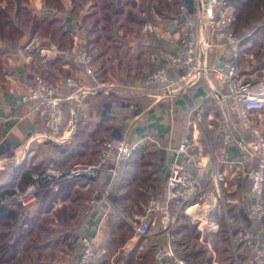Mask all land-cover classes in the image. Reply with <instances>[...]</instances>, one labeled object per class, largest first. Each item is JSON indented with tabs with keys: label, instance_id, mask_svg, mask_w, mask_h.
I'll return each instance as SVG.
<instances>
[{
	"label": "crops",
	"instance_id": "crops-1",
	"mask_svg": "<svg viewBox=\"0 0 264 264\" xmlns=\"http://www.w3.org/2000/svg\"><path fill=\"white\" fill-rule=\"evenodd\" d=\"M193 1V8L189 9L185 7V9L188 10L189 16L194 21L195 30L198 32V28L200 25H203L204 22L202 18H199V0ZM236 6V3L233 4V8H236ZM29 9L32 15L40 16L45 14L43 13L44 11L39 12V8ZM92 9H96V12L90 14V10ZM128 9H130V15L129 13L126 14V12L129 11ZM80 13L81 17L79 19L82 18L81 20L83 22L84 17V20L89 22L90 28L83 30L82 25L78 22L79 20H75L74 16L70 15V12H66V15L62 14L63 17L60 18L65 28L70 31L71 38L75 36L74 34H78L82 31L85 35L84 38L87 41L88 47L91 48L94 44H100L101 39L97 40V37H99L97 32L101 27H104L106 22L104 19L100 18L99 8H88V10L87 8H83ZM132 13L131 8H125L122 15L117 17L111 16V24H109V26L112 25V30L110 31L111 34L117 36V39L114 40L112 37L107 38V36H105L107 41L109 39V44H107L105 50L100 53V55L104 54L100 56V58L103 56L106 57L107 52H109L110 55L118 56L119 54V65H121V68L119 69L117 66L115 67V65H112L111 62H114L113 59L117 61V57L113 58V56H109L110 63L108 62V64L110 66L108 64H100L102 67H96L97 75L101 81H116L125 88L120 92L121 94H103L100 90L93 93L94 86L92 82L72 64L67 52L58 51L55 57L44 65L42 73L48 81L60 85V88L64 90V81L68 78H75L85 96L83 102L87 113L86 118L74 119L69 109L72 103L65 101L66 104L63 106L65 111L62 120L61 134L55 141L45 139L42 117L31 113L29 106L23 104L21 101L23 94L31 87L32 73L35 71L34 61L30 60L31 55L28 50L30 47L28 48L27 46L33 45L32 42L35 40L34 38L36 35L31 38L27 35L21 36L17 43V48L14 50L0 43V51H2L0 68L3 72L1 75L2 80H0V148L10 149L13 154L11 159H6L5 156L1 157V161L4 160L10 165L7 166L8 171L6 172L7 175L5 178L11 174L12 168L22 164H24L25 168H36L35 172H42L48 168L53 170H65L80 163L94 164L97 161L98 146L96 145L95 147L97 148H94L91 140L95 139L94 141L96 144V140L98 142V139L102 137L115 138L109 135L110 129L108 127L112 124L118 126L124 125L125 131L120 138L128 137L130 142L138 144V149L132 159L129 162L120 164L116 169L115 176L103 171L99 172L96 178L90 180L82 179L73 182L58 181L55 183V188L51 192L56 193V195L53 196L54 199H52L50 203L51 208L48 209L47 212H45L43 207L48 200H45L44 203L37 199V197L35 201L31 203L33 206H30V204L27 208L29 216L32 217L33 215V218L36 220L37 229H40V223L46 216L51 215L50 218L54 217L55 220H57L53 212L55 209L61 207L66 209L63 216L65 220L72 221L73 218L81 215L79 213L81 209H78L83 207L84 204L86 205L88 201L90 203V192L93 191L92 187L94 186L98 189L100 194L98 195V199L95 200L96 202L88 206L86 214H83V222L80 226V231L83 235H87L93 239L98 252L101 254H108L109 250L108 245L105 246L103 244L107 223L109 221L114 223L117 218L115 214H118V210L114 208L113 203L115 202L113 200L111 201L109 197L113 195H123L125 190L122 186L128 183L133 173L138 172L139 167L137 163L141 158H144V156L151 157L150 162H154L156 165H158L159 162H164L163 168L165 170V175L162 176L163 184L161 189L155 190L158 194H155V192L153 194L161 197L164 192L167 166L170 160L169 154L167 153V146L177 144L182 136L191 135L193 132L195 139L191 145L190 153L193 160L199 161L200 163L202 159L201 164H203L209 152L214 150L220 141V135L217 131L220 117L218 105L220 96L224 94V91L220 85L207 76H201L193 86L185 91V93H170L167 94V98H165V96L161 98L153 96L154 102L151 105L148 104V108V105L144 107L137 115H133L132 106L127 107L124 103L121 106H112L111 117L104 115L105 110L103 103L107 100L108 94H113L116 97L123 94L122 97L127 98L123 100L135 101L140 97L149 98L146 96V92L143 91L145 89L137 92L128 89L129 87L138 85L142 82L147 73L155 70V65L150 59V51L146 47L149 46L148 41L153 45L152 40H154L155 44L156 37L153 34H147L145 32L144 27L146 22H144V20L140 21L141 26L138 29V35L135 34L136 31H134L137 30V28H132L130 30V21H124L123 17L124 15L131 17ZM178 13L179 12L168 13L166 19L157 18V22L154 23L156 26H154L155 28H159L163 30V32L165 31L163 38L167 39V49H172L174 47L176 39L179 37L182 30L183 23ZM113 22L115 24L121 22V24L115 26ZM261 24L251 26L250 31L246 30L245 37H238L240 39L239 54L243 64L241 76L244 80H257L254 78H257V76L261 77L264 73V60L261 59L259 61L258 57H255L252 52L253 48L257 46L264 52V29L261 27ZM90 33L94 34V39L91 38ZM125 34L126 39L124 41L123 37ZM128 34H130V37H128ZM119 35L121 38L118 37ZM151 37H153V39H151ZM47 41L48 40L45 41V39L44 41L40 40L41 46H37L38 49L42 46L50 48ZM112 43L116 44L115 50L112 48ZM5 47L8 48L5 49ZM227 55V47L218 44L214 47L211 54H209L207 63L209 65L218 64L223 61ZM129 63H131V66L127 69L126 65ZM245 65H247V68H250L249 71L246 70L244 67ZM77 95L78 97L81 96L80 93ZM169 100L171 101L170 104ZM195 108L200 112V122L198 126L193 129L190 126L191 121L189 117L191 114L196 113L194 111ZM116 110L118 111L117 114H115ZM120 113H124L120 116L121 118H115V116ZM263 113L264 112H262V114ZM124 115L125 117H123ZM262 116L264 117V114ZM261 126L264 131L262 119ZM233 130L237 132L234 126ZM102 133H107L104 135L108 136H104ZM98 134L102 136L97 138ZM244 138L248 140V136ZM75 140H77L78 143H76ZM65 147H69L66 153H64L65 151L63 150ZM228 155L229 159L240 161L245 169L254 165L253 161L250 160L246 154L240 152L235 147L229 150ZM157 156L159 157L158 161H154V158ZM209 169V165L202 168L196 167L195 164L189 165L188 170L197 195L184 204L177 202L178 208L176 209L177 211L180 210L178 212L180 214V221L178 214V222L175 220V227L172 226L170 229V235L172 236V243L175 248L177 240L179 236H181L185 239L183 238L184 241L182 244L180 243L177 245H181L184 249L199 251L198 253H211V256L212 253L224 254V263L221 262L220 264H230L228 255L230 258L231 253L233 257V249L228 235L226 217L232 218L234 213L241 210L243 206L245 210H248V202L246 204V199L249 189L244 191V186L239 185L240 180H243L240 177V168H231L228 170L225 168L222 170L225 174V181L219 188L222 194V198L220 199L209 178ZM147 170L150 171L151 168H147ZM48 188L49 183L47 182H45L43 187L39 184L36 194L38 195L41 191H44L45 195L49 192ZM194 200L195 203L192 204ZM207 200L208 205L206 206L205 202ZM122 204L127 205L128 202L124 200ZM204 205L206 206L205 208H203ZM145 206L144 203L140 202V204L138 203V205L132 206L133 211L123 207L120 209L119 214L121 217H124L123 220L130 226L131 220L137 218L139 212H141L140 216L143 214ZM194 206L197 207L196 210L192 209ZM139 208L142 211H140ZM193 213L197 220L195 223H191L190 215H193ZM185 218L187 222L184 220ZM181 220L183 222H181ZM188 221L191 224H189ZM178 226L181 228L185 227V232L183 233L180 229V232L176 233ZM156 227L157 231L153 233V239L149 240V242L146 243L142 238V241L139 243V237H133L125 245L120 255L117 256L125 258L127 253L133 247L137 246L138 243L137 255L143 256L148 254L151 258L152 253L150 254L148 250H155L159 244L165 242L167 236L166 232L162 231L159 223ZM202 227H207L209 231L201 233L200 230ZM52 228L54 230L55 225H53ZM49 229L50 228H48V230ZM215 229H217V231ZM51 232L53 233L52 230ZM54 232H56V229ZM57 232L59 233L60 231ZM187 233L191 234L190 240L185 236ZM174 236L176 240H174ZM147 245L148 247H146ZM143 248L145 251L141 253L140 251H142ZM245 260L244 257L240 258V264ZM234 262L235 260H233V264ZM216 263L218 264L217 261ZM242 263L245 264L244 262Z\"/></svg>",
	"mask_w": 264,
	"mask_h": 264
},
{
	"label": "built area",
	"instance_id": "built-area-1",
	"mask_svg": "<svg viewBox=\"0 0 264 264\" xmlns=\"http://www.w3.org/2000/svg\"><path fill=\"white\" fill-rule=\"evenodd\" d=\"M200 25L198 32L195 24L185 7L179 8L178 16L183 26L179 37L172 49H163L155 60V70L145 75L138 85L129 87L133 92L142 89L156 88L167 98V94L185 93L201 76L212 78L224 91L220 96L218 133L220 141L214 150L208 154L206 161L201 164L193 160L190 153L194 141V133L182 136L177 144L167 146L170 160L167 166V176L162 196L150 195L143 209V214L131 221V227L137 237H146L150 227L159 223L166 240L153 249V258L159 264H187L176 253L172 243L170 229L175 224L173 209L177 202L184 204L197 195L188 167L195 164L202 168L210 166L209 178L221 199L220 186L225 181V168H240V177L249 185L248 224L241 225L236 236L231 234L233 219L226 217V225L233 257L242 255L250 264H264V131L261 126L260 114L264 111V80H244L241 76V59L239 54L240 39L234 35L232 27L235 23L233 4L241 0H199ZM153 24L145 23V31L154 34ZM261 27L264 29V22ZM218 44L227 47V57L218 64L209 65V54ZM28 45L27 47H31ZM154 46V45H152ZM159 49H161L159 47ZM41 61L34 62L36 69L42 63L53 59L57 52L53 48L41 47L38 50ZM70 59L79 71L93 84L94 92L103 94L119 93L125 88L114 81H101L93 67V59L89 56L86 43L82 40L74 42ZM249 71L250 69H246ZM30 89L23 94L22 103L29 106L31 113L40 115L43 120L45 139L55 141L61 134L64 109L62 103L70 101V114L74 119L86 118L87 113L83 102L84 92L75 78L64 82V90L47 81L39 73L32 74ZM68 91V93H67ZM66 92V93H64ZM81 94L78 97L77 94ZM146 96L152 98L150 92ZM156 97V96H155ZM169 100V104H170ZM191 114L190 126L195 129L200 122V112L194 109ZM192 111V112H194ZM191 112V113H192ZM233 126L237 132L233 130ZM248 136V140H245ZM98 155L94 164H76L67 170L46 169L42 173L31 174V181L22 188H15L10 196L0 197V207H18L21 211L35 201V193L40 182L49 183L53 189L55 183L73 182L82 179H94L99 172L106 171L115 176L120 164L129 162L136 150L137 143L129 141L128 137L103 138L97 142ZM237 148L246 154L254 165L244 168L237 160L229 159V150ZM94 203V202H91ZM24 212L22 211L21 214ZM191 222L195 223V214H191ZM217 231V229H215ZM201 233L209 231L201 228ZM97 246L89 236H83L78 243V254L74 264H95L98 257ZM211 264L215 262V254ZM208 264V263H203Z\"/></svg>",
	"mask_w": 264,
	"mask_h": 264
},
{
	"label": "trees",
	"instance_id": "trees-1",
	"mask_svg": "<svg viewBox=\"0 0 264 264\" xmlns=\"http://www.w3.org/2000/svg\"><path fill=\"white\" fill-rule=\"evenodd\" d=\"M27 1L28 0H0V2H5L6 5V7H2L0 5V43L8 47L11 45L15 47L17 44L15 43L16 39L20 38L21 36L27 35L29 38H31L34 35H38L40 38L48 40L49 43L53 45L58 51L69 52L72 45V38L70 36V31L67 28H65L62 20H59L58 18L55 17L46 18L37 15H32L29 13L31 16L30 18L25 20L26 24L20 22L18 16L22 8H10V7L13 5V2L20 5L21 3L25 4ZM97 1L101 3V5L99 6L100 7L99 10L102 15V18L106 22L105 24L106 28H109V24H111L110 21L111 16L108 15L105 11L109 10L113 12V15H116L117 17L124 13L125 8H136L137 6L133 0H97ZM146 1L147 0H140L139 2L140 7L143 8V6H145ZM52 2L53 0H47L46 5L50 7L49 5ZM236 4L237 6L236 8H234L235 23L232 27V30L237 38L238 37L243 38L246 35L245 31L251 30V26H252L251 19L253 18V14H256L257 11H259L261 8H264V0H247L243 3L240 2L239 4L238 3ZM149 5L151 12L154 14V17L166 19L168 13L179 12L180 6H184L189 9L193 8L194 1L193 0H149ZM57 7H58L57 9L59 10V6ZM129 11H127L126 14H128ZM24 12L25 14L28 13L27 10ZM1 53L2 51H0V64H1ZM1 75L2 74H0V76ZM132 101L133 100H129V102ZM122 104L123 101L120 98L114 96L113 94H108L107 100L103 103V107L105 110L104 115L108 116L112 113L113 105L121 106ZM142 109H143L142 104L134 103L133 115L139 114ZM108 128L110 129L109 135L115 138H120L125 131L124 125L118 126L112 124ZM94 140L95 139L91 140V143L94 148H97L95 147L97 144H95ZM75 142L78 143L77 140H75ZM68 148L69 147H65L63 149L65 151L64 153H66V150H68ZM2 156H5L6 159H11L13 157V154L12 151H10V149L0 148V158ZM145 158L146 157L144 156V158H141L138 161L137 163L139 167L138 172L133 173L131 179L128 180V183L122 186L123 189L125 190L123 195L111 196V201L113 200L115 202L113 204H114V208L118 210V214L115 212L117 214V218L115 219L114 224H111L112 223L111 221L107 223V229L105 231V240L103 242L105 246L108 245L109 247L108 249L112 250L109 251L111 255L116 251H122L125 245L129 242V240H131L135 236L132 228L127 224L126 221H124L121 218L119 214L120 209L124 207L127 210L131 209L133 211V207H132L133 205H138V203L140 204V202L146 205L150 195H153L150 193L155 192L156 189L157 190L161 189V186L163 184L162 176L164 175V168L163 167L159 168L158 165H156V163L154 162L151 163L150 162L151 157H149L150 160L146 159V161H142ZM158 159L159 157L157 156L154 158V161L155 160L158 161ZM22 165L12 168L11 174L8 177H6L4 180H0L1 181L0 197L10 196L13 193L14 188L16 187L22 188L26 186L31 181V174L37 173L35 172L36 168H25L24 164ZM147 168H151V170L148 171ZM40 184L43 187L45 182L42 181L40 182ZM239 185H243L244 187H247V189L249 188L248 182L246 180H240ZM247 189H245L244 191H246ZM47 194H49V192H47ZM155 194L158 193L155 192ZM55 195L56 193H53L49 198L48 201L49 206L45 208V212H47L48 209L51 208L50 203L52 199H54L53 196ZM41 196L43 195L36 194V197L39 200H41L39 198ZM263 199H264V186H263ZM124 200L128 202L129 205L122 204ZM193 203H195V200L192 202V204ZM65 210H66L65 208L61 207L59 210L54 211L55 213L54 216L57 218L58 222H65V218L63 217ZM139 210L142 211L140 208ZM140 213L141 212H139V214ZM19 217H20L19 208L0 207V264H12L18 252V247L22 244L24 235L21 233V230L17 226ZM232 219H233V225L231 226V234L234 237L238 233L241 225L248 224L247 210H245L244 206L243 208H241V210H238L236 211V213H234ZM40 224H41L39 226L40 231L47 230V228L49 227L47 226L48 224L47 219H43ZM177 228L178 229H176V233H179L180 229L183 233L185 232V227L181 228L180 226H178ZM185 236H187L189 240L191 239L190 233L185 234ZM76 237L77 236L73 237L72 239L75 240ZM183 238L184 237L179 236L178 238L179 240H177L176 245L180 243L182 244L185 239ZM140 241H142V237H139L138 242L140 243ZM29 247L30 245L27 243L25 246H23L24 249H27ZM137 250H138V243L137 246L133 247L128 252L126 259L120 257L118 261L123 262V264H155L152 258L148 256V254L146 255L142 254L143 256H138ZM198 252L199 251L184 249V253L180 251L176 253L187 264H203L205 262L211 264V258H212L211 253L205 254L202 252L200 253ZM238 259L240 261V258ZM228 260L230 261V264H233L234 259L231 256V253H230V258L228 255ZM99 264H110V261L109 260L102 261Z\"/></svg>",
	"mask_w": 264,
	"mask_h": 264
},
{
	"label": "rangeland",
	"instance_id": "rangeland-1",
	"mask_svg": "<svg viewBox=\"0 0 264 264\" xmlns=\"http://www.w3.org/2000/svg\"><path fill=\"white\" fill-rule=\"evenodd\" d=\"M46 1L47 0H28L25 4L21 3L20 5L15 3V2H13V5L10 8H22L20 10V12H19V16L18 17H19L20 22H23L24 24H26L25 20L30 18V16H31L30 15L31 14V10L29 8H39L40 9L39 12H43L44 11L43 13H45V14L40 15L41 17H46V18L55 17V18H58L59 20H62V19H60L61 17H63L62 14L66 15L65 14L66 12H70V15L71 16L73 15L75 20H77V21L79 20L78 22H80V24L82 25L83 30L84 29L86 30V28H90V24H89L88 21L84 20V17H83V22L81 20L82 18L79 19L81 17V13L80 12L83 10V8H87V10H88V8H100L99 6L101 5V3L98 2L97 0H53V2L50 3V5H49L50 7H48L46 5L47 4ZM133 1L136 3L137 6H136V8H131V10L133 12L132 16L129 17V16L124 15L123 20L124 21H130V25H129L130 26V30L132 28H137V30H134V29L133 30L136 31L135 34L138 35L139 34L138 29L141 26V22L140 21L144 20V22H146V23L154 24L155 22H157L156 20H158V19H157V17H154V14L151 12L150 5H149V0L146 1L145 6H143V8L140 7V4H139L140 0H133ZM242 1L243 0H241V2ZM245 1H247V0H244L243 2H245ZM0 5L2 7H6L5 2H0ZM57 6H59V10L57 9L58 8ZM181 7H183V6H180L179 8H181ZM23 10L24 11L28 10V13L25 14V12ZM95 10L96 9L90 10V12H91L90 14H92L93 12H96ZM128 10H130V9H128ZM105 12L108 15H110V16H115L116 17V15H113V12H111L109 10L105 11ZM150 12H151V15H150ZM261 12H262V14H261ZM99 13H100V10H99ZM100 18L103 19L101 13H100ZM110 19H111V17H110ZM251 22H252V26H257L258 24H261V22H264V8H261L259 11H257L256 14H253V18L251 19ZM104 24H105V22H104ZM120 24H121V22H118L117 24H115V26H119ZM102 26H103V24H102ZM153 26H155V24ZM111 27H112V25H110L109 29H108L104 25V27H101L99 29V31L97 32L98 36H99V37H97V40L101 39L100 44H97V45L94 44V46H91V48L88 47L87 41L84 38L85 35L83 34L82 31H80L78 34H74L75 36L74 37L72 36L73 39H72L71 48H70L69 52H67L69 60L71 61L70 55H71V51H72L75 39L76 40H82V41H84L86 43V48H87L88 54L93 59V67H94L95 70H96V67H98V68L102 67L101 66L102 64H104V65L108 64L109 56H113V58L117 57V61H116V59H113L114 62H111V63H112L113 66L115 65V67L117 66L120 69L121 65H119V57H120L119 54H118V56L117 55H110V53L107 52L106 53L107 54L106 57L103 56V57L100 58V56L104 55V54L100 55V53L102 51H104L105 48H106V45L109 44V39L107 41V38L112 37V39H114V40L117 39V36L115 34L114 35L111 34V31H110V30H112ZM143 27H144V25H143ZM143 32H144V30H143ZM145 32L148 34L147 31H145ZM128 33H130V32H128ZM263 33H264V30H263ZM164 34H165V31L163 32V30H160L159 28H154V34L153 35L156 37L155 38L156 39V43L154 44V40H152L153 45H154L152 47L151 42L149 43V41H148V45L149 46L148 47L145 46L150 51V53H149V54H151L150 55V59L152 58V59L155 60L154 55H157L164 48L167 49V39L163 38ZM90 35H91V38L94 39V34L90 33ZM129 35L130 34H128V37H130ZM105 36H107V38ZM118 37L121 38L120 35ZM34 39L35 40H33V42H32L33 45L28 49L29 52H30V55H31L30 60L34 61V62H39V61H41V59H40V55H39V52H38L39 49H38L37 46H41L40 45L41 44L40 40L44 41V39L39 38L38 35H36ZM123 39L125 41L126 34L124 35ZM151 39H153V37H151ZM18 41H19V38L16 39L15 43H18ZM47 43L50 45L51 48L55 49V51L58 52V50L53 45H51L48 41H47ZM42 47H44V46H42ZM115 47H116V44L112 43V48L114 50H115ZM159 47L161 49H159ZM6 48H8V47H5V49ZM9 48L14 50V49L17 48V44H16L15 47L11 45V46H9ZM142 51H144V50H142ZM252 52H253L255 57H258L259 61L261 59L264 60V52L258 46L254 47ZM95 57H96V59H95ZM47 63L48 62L42 63L36 69L34 68L35 71L32 74L39 73L41 76L44 77V75L42 73V70L44 68V65L47 64ZM72 64H73V62H72ZM242 65L243 64L241 62L240 69H242ZM130 66H131V63L127 64L126 68L127 69L130 68ZM244 67L246 69H250V68H247V65H245ZM250 67H252V66H250ZM2 73L3 72H2V70L0 68V74H2ZM263 78H264V73L262 74L261 77L257 76V78H254V79L264 80ZM0 80H2V77L0 78ZM114 82H116V81H114ZM50 83L55 85V86H59L60 87V85H58V84H54L53 82H50ZM145 92H150L151 95H155L158 98H161L162 95H163L161 92H159L156 89L146 90ZM122 95L117 96V97L120 98L123 101L124 105L127 106V107L132 106V108H133V104L134 103L135 104L139 103V104H142V108L144 109V107H146L148 104L151 105L154 102L153 98H146V97H140V98H138L135 101L133 100L132 102H129V100H123V99H127V98L122 97ZM65 104L66 103L64 101L62 103V106H64ZM148 107H149V105L147 106V108ZM117 113H118V111L116 110L115 114H117ZM122 114H124V113H120L119 115L115 116V118H117V117H118V119L121 118L120 116H122ZM263 114L261 113L259 116H260V119H262V121L264 123V117L262 116ZM111 116H112V113L110 115H108V117H111ZM123 117H125V115ZM104 134H107V133H102V135H104ZM102 135L98 134L97 138L102 136ZM104 136H108V135H104ZM103 138H105V137H102L101 139H103ZM101 139H98V141L101 140ZM96 144H97V140H96ZM97 146H98V144H97ZM146 159H149V157H146L142 161H146ZM1 160H2V158H0V180L5 178V176L7 175L6 172L8 171V167L7 166H10L6 161H4V160L1 161ZM80 164H83V163H80ZM163 166H164L163 163L159 162L158 167L162 168ZM37 173H39V172H37ZM164 175H165V170H164ZM16 188H20V187H16ZM92 188H93V191L90 192V199H89L90 203L88 201L86 203V205L84 204L83 207L79 208L78 210L81 209V211L80 212L78 211V212L81 215H78L76 218H73L72 221L71 220H65V222H58L57 220H55L54 217L50 218L51 215L50 216H46V218L44 217V219L48 220L47 226H49L48 228H50L49 230L47 228L48 231L47 230H41L40 231L39 229H37L36 220L33 218V215H32V217L29 216V212H27V209L22 210L24 213L21 214L22 211L19 209L20 210V217H19V221H18V225L17 226L21 230V233L24 235V239L22 241V244L18 247V252H17L12 264H74V262L77 259L79 240L83 236H85L80 231L81 230L80 226H81V224L83 222V216H84L83 214H86L88 206H91L92 204H94L96 202L95 200L98 199V197H99L98 195L100 194L98 192L97 188H95L94 186ZM244 188L247 189V187H244ZM48 189H49V192H50L49 194H45L44 195V191H41L39 193V194L43 195V196H41L39 198L44 203H45V200L49 201V198L53 194V193H51L53 191V188L51 186H49ZM151 192H153V191H151ZM248 192H249V190H248ZM150 194H154V192L150 193ZM35 199H36V193H35ZM109 199H111V196L109 197ZM91 202H94V203H91ZM205 204H206V206L208 205L206 202H205ZM30 206H33V204H31ZM48 206H49V204L47 202V203H45V206L43 208L45 209ZM13 207H15V206H13ZM176 208H178V204L173 209V215H174V217L176 218V221H177L178 214H179L178 212L180 210L177 211ZM59 209H55L54 211L59 210ZM53 214H55V213L53 212ZM138 217H140V214L137 215V218ZM121 218L124 219V217H121ZM184 220H186V218ZM176 221H175V223H176ZM179 221H180V214H179ZM181 222H183V221L181 220ZM186 222H187V220H186ZM188 223H189V221H188ZM191 223H189V224H191ZM112 224H114V223H112ZM53 225H55L54 230L56 229V232H54V230L52 228ZM131 225H130V227H131ZM173 227H175V224H174ZM156 228L157 227L154 224L152 227H150L148 235L146 237H142L145 240L146 243L149 242V240L153 239V233L157 231ZM51 230L53 231V233L51 232ZM57 231H60V232L58 233ZM54 233H56V234H54ZM72 236L73 237L77 236V237H76L75 240H73ZM134 237L138 238L136 235ZM174 240H176L175 236H174ZM26 243L29 244L30 247L27 248V249H24L23 246H25ZM146 247H148V245ZM109 251H112V250L109 249L108 250V254L107 253L101 254L99 252L98 257L95 260V263L99 264V262L109 260L110 264H123V262H119L118 261V259L120 257L117 256V255H120V252H122V251H116L112 255H111V253ZM144 251L145 250L143 248L142 251H140V252L142 253ZM179 251L184 253V248L181 247V245H176V252L178 253ZM148 252L150 254L152 253V257L151 258H152L153 262L155 264H159L153 258V251H151V249H149ZM126 256H125L124 259H126ZM223 257H224V254L220 255V254H216L215 253V262L217 261L218 264H220L221 262H223ZM233 258L235 260L234 264H240L238 258H243V257H242V255L237 253L236 258L235 257H233ZM117 262H119V263H117ZM242 262H244L245 264H250L249 260H245V261H242ZM242 262H241V264H243Z\"/></svg>",
	"mask_w": 264,
	"mask_h": 264
},
{
	"label": "bare ground",
	"instance_id": "bare-ground-1",
	"mask_svg": "<svg viewBox=\"0 0 264 264\" xmlns=\"http://www.w3.org/2000/svg\"><path fill=\"white\" fill-rule=\"evenodd\" d=\"M206 203L208 204V200L206 201ZM205 205H206V204H205ZM200 207H201V206H200ZM196 208H197V207L194 206L192 209H193V210H196ZM203 208H205V206H203Z\"/></svg>",
	"mask_w": 264,
	"mask_h": 264
}]
</instances>
